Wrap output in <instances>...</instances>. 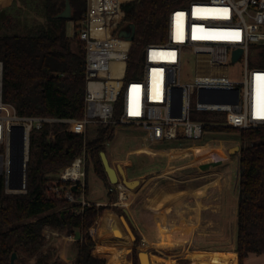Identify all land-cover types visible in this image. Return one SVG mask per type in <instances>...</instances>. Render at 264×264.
<instances>
[{
  "label": "built area",
  "instance_id": "1",
  "mask_svg": "<svg viewBox=\"0 0 264 264\" xmlns=\"http://www.w3.org/2000/svg\"><path fill=\"white\" fill-rule=\"evenodd\" d=\"M126 1L129 0H87L83 21L76 29L73 23V37L76 36L86 50L82 118L19 114L13 104L3 100L4 65L0 60V179L5 193L28 191L31 136L47 123H65L67 130L85 137L93 127L111 126L117 131L129 125L144 132V148L148 149L173 140L180 143L200 140L205 125L240 129L264 126V0H178L179 5L169 14L167 41L146 45L141 53L139 74L131 77H127L130 50L116 44V37L120 38L118 32L124 25L121 5ZM239 49L242 53L234 60V52ZM186 54L194 56L197 73L193 82L185 83L181 72ZM231 62L243 63L242 82L221 73ZM236 89L239 100L233 102ZM201 90L225 91L229 100L200 101ZM119 102L121 106L116 114ZM198 112L223 113L224 123L197 120L194 116ZM15 127L22 132L15 131ZM18 137L23 141L21 170L13 167L18 155L13 139ZM86 158L84 150L72 164L60 170L46 195L65 199L75 206L76 213H82L92 204L86 196ZM20 180L22 187L13 188ZM116 186L120 190V201L114 205L127 207L125 200L132 195L131 190L121 180ZM43 237L46 246L60 240L62 248L57 257L74 261V246L80 237L50 225L44 227ZM145 242L143 239L142 244Z\"/></svg>",
  "mask_w": 264,
  "mask_h": 264
},
{
  "label": "trees",
  "instance_id": "2",
  "mask_svg": "<svg viewBox=\"0 0 264 264\" xmlns=\"http://www.w3.org/2000/svg\"><path fill=\"white\" fill-rule=\"evenodd\" d=\"M69 1L73 8L71 20L54 18L64 9L66 0H27L26 7L43 12L48 26L30 29L21 35H0V60L4 65L3 100L13 104L21 115L83 117L86 50L76 36H68L67 23L72 21L76 29L83 21L87 0ZM178 5V0H129L121 5L122 22L133 23L136 27L133 41L116 37L117 46L130 50L127 77L139 74L140 50L148 44L167 41L169 14ZM120 106L119 102L116 114ZM97 130L96 138L89 139L67 130L65 123H47L42 130L32 133L28 191L7 194L0 179V264H10L14 252L21 262L25 255L37 256L38 264H58L57 259L52 261L57 253L54 247L48 246L44 251L43 229L46 225L67 234H79L81 239L74 246V264H108L109 254L100 250L103 244L97 247L99 252L95 251L97 241L89 230L105 210L113 209L118 214L124 212L112 205L117 200L113 197L114 189L109 184L101 159V152H106V143L113 139L115 130L111 126H100ZM225 130L237 132L243 143L237 169L239 200L234 246L238 262L243 264L250 254H264V126L240 129L205 125L203 137ZM178 146L190 145L178 141L176 145L166 143L162 147ZM84 150L87 153V175L92 165L97 176L109 185L111 204L98 207L92 203L82 213H76L75 206L65 199L47 198L46 195L60 170L72 164ZM139 243L137 238L135 245ZM133 264H140L137 249H134Z\"/></svg>",
  "mask_w": 264,
  "mask_h": 264
},
{
  "label": "rangeland",
  "instance_id": "3",
  "mask_svg": "<svg viewBox=\"0 0 264 264\" xmlns=\"http://www.w3.org/2000/svg\"><path fill=\"white\" fill-rule=\"evenodd\" d=\"M26 1L0 0V35H21L28 33L30 29L48 26V21L43 12L26 7ZM74 32L73 22L69 21L67 23L68 36L73 37ZM73 49H76L75 44ZM141 53L140 50L139 55ZM181 73L183 82L194 81L197 71L192 54L184 56ZM221 73L237 82H242L244 80V65L242 62H231L229 68L221 70ZM195 117L224 123L223 113L198 112ZM97 134L98 130L93 127L88 133V138L94 139ZM143 135V131L125 125L118 128L113 139L106 143V154L111 164L114 167L121 164L126 169L129 180L139 179L141 181L140 186L132 190L129 189L131 194L134 193L135 196L131 195L128 200H125V203L128 202V206L124 207L136 226H134L135 229L131 228L125 213L124 215L120 214L125 217L135 240L128 244H110L113 242L99 241L96 238L100 224L98 219L90 231L95 236L97 244H103L100 248L109 249L106 251L110 254L109 258L113 252L122 258V254L118 251L125 252L123 260L127 264L133 263L132 256L137 238L140 240L138 244L140 248L137 247L138 253L144 251L150 256H156L163 260H176L179 264H230L229 260L219 257L216 258V260L219 258L218 261L212 263L211 254L201 253L198 248L232 250L231 248L234 246L239 200L237 169L239 153L243 145L237 136V132L225 130L213 135L208 134L206 138L203 137V139L195 142L187 140L186 143L193 148L184 151L160 150L157 146L150 147V149L144 148ZM203 142H209L210 145H204L205 143L202 145ZM177 143L178 141L173 140L168 144L176 145ZM225 155H227L228 164L222 167L221 185H219L218 175H214L208 178V182L214 181L217 186L203 187L201 193L195 194L194 186L202 185L207 181H200L197 185L177 181H184L188 179V174L199 172L197 166H192L194 168H177L183 162L193 161L197 156L200 161L206 160L204 162L209 163V165L200 166L204 170L213 164V161L223 160ZM194 163L196 164V162ZM167 181H171V185L178 184V189H189L190 192L178 194L175 198L171 196L172 199L168 200L164 194H161V187ZM86 182L88 184L86 195L88 198L103 202L108 201L109 185L97 176L92 165L88 169ZM109 184L114 189L113 197L120 201V190L116 184L114 185L110 181ZM143 187H145L144 191L138 194V190ZM130 192L127 191V193ZM118 209L121 210V206ZM154 224L157 226L154 227ZM78 235L77 233V237ZM143 239L146 241L144 245L142 244ZM48 246L54 247L59 255L62 242L57 240ZM48 246H45L44 251L48 249ZM57 253L52 257V261L57 259L58 264H74V261L57 257ZM176 253L180 254L175 256ZM195 253L203 254L204 257L194 261L190 257H193ZM235 254L236 260L233 264H239L237 261L238 253ZM22 258L25 260L21 262V259H16L15 264H38L37 256L27 257L23 255ZM243 264H264V254H250Z\"/></svg>",
  "mask_w": 264,
  "mask_h": 264
},
{
  "label": "water",
  "instance_id": "4",
  "mask_svg": "<svg viewBox=\"0 0 264 264\" xmlns=\"http://www.w3.org/2000/svg\"><path fill=\"white\" fill-rule=\"evenodd\" d=\"M73 17V8L69 0H66V5L64 9L54 16V18H62L66 20H71ZM136 35V27L133 23H127L125 26L121 27L118 36L126 41H133ZM242 53V50H236L234 52V60H237ZM236 98L233 102H238L239 100V90H235ZM199 100L203 102H215V101H228L225 91H214L210 93L207 90H201L199 94ZM15 131L20 130L21 128H14ZM13 147L18 151V155L15 156L13 167L17 170L22 169L23 157H22V149H23V141L22 137H18L13 139ZM101 159L105 168V172L107 177L112 184H118L121 180L124 185L128 189H133L141 185V181L139 179L129 180L125 168L118 164L117 167H114L106 154V152H101ZM22 180L19 181L18 184L14 185L13 188H21ZM74 189L77 188V185L73 186ZM0 196H1V182H0ZM117 231L121 232L122 235H117ZM96 238L99 241L113 242V243H131L134 239V235L132 233L131 228L128 226L126 219L124 216H121L117 212L111 209L105 210L102 215L99 228L97 230ZM18 255L14 252L11 256L10 264H15V260ZM150 257L147 252L140 251L138 253L139 263L140 264H148L145 262V259ZM133 264V263H132Z\"/></svg>",
  "mask_w": 264,
  "mask_h": 264
},
{
  "label": "crops",
  "instance_id": "5",
  "mask_svg": "<svg viewBox=\"0 0 264 264\" xmlns=\"http://www.w3.org/2000/svg\"><path fill=\"white\" fill-rule=\"evenodd\" d=\"M163 145H160V146H157V147H159L160 148V150H171V149H173V150H178V151H184L185 149H192L193 147H183V148H163L162 147ZM158 148V149H159ZM193 153V152H192ZM223 154V153H222ZM224 154H225V152H224ZM193 155H195L194 153H193ZM205 155H208V154H205ZM196 157V159H193V161L191 160V161H189V162H183L182 164H180L181 166H178L177 168H194V167H192V166H197V168L199 169V172L198 173H191V174H188V179H186V180H184V181H180V180H177V181H179V182H181V183H192L193 185H197V183H199L200 181H203V180H205V181H207V183H204V184H202V185H197V186H194V190L193 191H195L196 193L195 194H198V193H201V190H202V188L203 187H208V186H213V185H215L214 184V181H210V182H208V178H210V177H212V176H214V175H218V180H219V182H220V184L219 185H221V180H222V178H223V169H222V167H224V165H226V164H228V162H227V155H225V158H223V160H216L215 162L213 161V164H211L207 169H204V170H202L201 168H200V166H205V165H209V163H207V162H204V161H206V160H203V161H200L198 158H197V156H195ZM209 157V156H208ZM209 158H211V157H209ZM208 158V159H209ZM194 162H196V164L194 163ZM203 162H204V164H203ZM111 163V162H110ZM206 163V164H205ZM180 169H178V170H180ZM126 170V169H125ZM215 172H217V173H215ZM127 173V172H126ZM166 175V174H165ZM172 180V179H171ZM192 184H190V185H192ZM177 186H178V184H176V185H174V184H172L171 185V181H167L166 182V184H164L163 185V187H161V194L163 195H165L166 197H167V199L168 200H170V199H172V197H174L175 198V196L177 197V195L178 194H181V193H184V192H190V190L189 189H183V188H177ZM215 186H217V185H215ZM144 188L145 187H143L142 189H139L138 190V194H140V192H142V191H144ZM219 189V188H218ZM109 191V190H108ZM89 195V194H88ZM133 196H135V194L133 193L132 194ZM183 195V194H182ZM172 196V197H171ZM87 198H88V196H87ZM134 198V197H133ZM89 199V201L91 202V203H97V204H101V205H109V204H111V202H110V198H109V195H108V201H101V200H96V199H90V198H88ZM117 202V201H116ZM112 205H114V203L112 204ZM114 206H116V205H114ZM116 207H119L120 208V206H116ZM126 208V207H125ZM123 206H121V209L123 210V212L125 213V217L128 219V221L130 222V224H131V228H133V229H135V225H134V223L132 222V220H131V217H130V215L128 214V211L125 209ZM124 215V214H123ZM164 215V214H163ZM101 218L102 217H100L99 218V221H101ZM135 226V227H134ZM154 227L155 226H157V224H154L153 225ZM151 228H153L152 226H151ZM165 228H167L168 229V227H165ZM194 239H195V237L192 239L193 241H194ZM116 243V242H115ZM115 243H110V244H115ZM117 244V243H116ZM119 244H121V243H119ZM100 244H96V248H95V251L96 252H99V251H97V247L99 246ZM102 245V244H101ZM234 246H235V243H234ZM234 246L231 248L232 250H224V249H221V250H217V249H207V248H198V250H199V252H201V253H228V252H231V251H233V252H235L236 253V251L234 250ZM137 247L138 248H140L139 247V245L138 246H136L135 245V249H137ZM113 248V247H112ZM112 250V249H111ZM110 250V251H111ZM193 251H197V250H193ZM219 251V252H218ZM105 253H107L106 251H104ZM210 253V254H211ZM234 253V254H235ZM180 253H176L175 254V256H177V255H179ZM198 255H203V254H198ZM238 255V254H237ZM109 256H110V254H109ZM190 257V256H189ZM204 257V256H203ZM202 257V258H203ZM111 258V257H110ZM110 258H108L109 260H107V262H108V264H112V263H110ZM191 259H192V257H190ZM201 258V257H200ZM219 258H222V257H219ZM219 258L216 260V261H218L219 260ZM132 259H133V256H132ZM197 259H199V258H197ZM193 260V259H192ZM207 260H209V259H207ZM228 260V259H227ZM235 260H236V258H235ZM237 261H238V257H237ZM114 264H120V263H114Z\"/></svg>",
  "mask_w": 264,
  "mask_h": 264
},
{
  "label": "bare ground",
  "instance_id": "6",
  "mask_svg": "<svg viewBox=\"0 0 264 264\" xmlns=\"http://www.w3.org/2000/svg\"><path fill=\"white\" fill-rule=\"evenodd\" d=\"M116 233H117V235H122L121 232H119V231H117ZM100 250L101 251H109L108 248H100ZM118 252H120L122 254V258L119 256V254H117L116 252H113L112 256L110 258V262L112 264H114V263L127 264L123 260L125 258V254L126 253L123 252V251H118ZM200 257H203V255H198V254L195 253V255L192 257V259L195 261L197 258H200ZM217 257H222L224 259H228L229 263L233 264L235 262L236 254H234V252H228L226 254L225 253H214L213 252V253H211V258H210L212 263L216 262V258ZM122 260H123V262H122ZM145 262L148 263V264H179L176 260L167 261V260L160 259V258H158L156 256H150V257H148V259L146 258Z\"/></svg>",
  "mask_w": 264,
  "mask_h": 264
}]
</instances>
